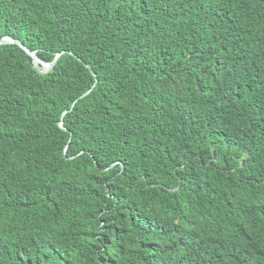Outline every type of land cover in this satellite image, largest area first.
<instances>
[{"label":"trees","instance_id":"obj_1","mask_svg":"<svg viewBox=\"0 0 264 264\" xmlns=\"http://www.w3.org/2000/svg\"><path fill=\"white\" fill-rule=\"evenodd\" d=\"M3 37L61 56L0 45V264H264V0H0Z\"/></svg>","mask_w":264,"mask_h":264},{"label":"water","instance_id":"obj_2","mask_svg":"<svg viewBox=\"0 0 264 264\" xmlns=\"http://www.w3.org/2000/svg\"><path fill=\"white\" fill-rule=\"evenodd\" d=\"M6 43H12V44H16V45H18L31 59H32V65H33V68L37 71V72H39V73H46V72H48V71H50L52 68H53V66H54V64L56 63V61H57V59L61 56V53L60 54H57L55 57H54V59L51 61V62H49V63H45V62H43V61H41L38 57H36V55L33 53V52H29L26 48H24L23 46H22V44L21 43H19L18 41H15V40H13V39H11V38H9V37H3L1 40H0V45L1 44H6ZM38 62V63H40L41 65H42V67H40V65H38V64H36L35 62ZM41 68V69H40ZM94 87V86H93ZM92 87V88H93ZM89 93V91L88 92H86L84 95H82L80 98H83L85 95H87ZM63 115H64V113H63ZM63 117V116H62ZM59 127L61 128V129H64V127H63V125H62V120L60 121V123H59Z\"/></svg>","mask_w":264,"mask_h":264},{"label":"bare ground","instance_id":"obj_3","mask_svg":"<svg viewBox=\"0 0 264 264\" xmlns=\"http://www.w3.org/2000/svg\"><path fill=\"white\" fill-rule=\"evenodd\" d=\"M35 63L41 66V64H40V63H38L37 61H36Z\"/></svg>","mask_w":264,"mask_h":264},{"label":"rangeland","instance_id":"obj_4","mask_svg":"<svg viewBox=\"0 0 264 264\" xmlns=\"http://www.w3.org/2000/svg\"><path fill=\"white\" fill-rule=\"evenodd\" d=\"M40 67H42V65H41ZM40 69H41V68H40Z\"/></svg>","mask_w":264,"mask_h":264}]
</instances>
